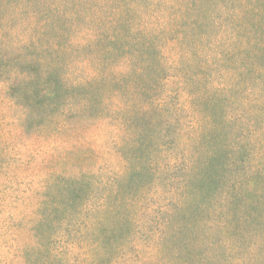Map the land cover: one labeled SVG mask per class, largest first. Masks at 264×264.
Wrapping results in <instances>:
<instances>
[{
	"label": "trees",
	"instance_id": "1",
	"mask_svg": "<svg viewBox=\"0 0 264 264\" xmlns=\"http://www.w3.org/2000/svg\"><path fill=\"white\" fill-rule=\"evenodd\" d=\"M0 84L22 130L103 126L122 163L108 176L48 174L32 223H10L21 236L6 264L264 250V185L230 169L264 139V0H0ZM11 161L1 148L7 173ZM249 223L263 230L251 246Z\"/></svg>",
	"mask_w": 264,
	"mask_h": 264
},
{
	"label": "rangeland",
	"instance_id": "2",
	"mask_svg": "<svg viewBox=\"0 0 264 264\" xmlns=\"http://www.w3.org/2000/svg\"><path fill=\"white\" fill-rule=\"evenodd\" d=\"M2 87L3 85L0 84V142H6L9 154L5 152L4 143L0 144V149L3 148L6 160L9 157L13 159L9 166L10 172L7 173L6 165L4 169L0 167V264H6L7 257H10L7 246H12L9 239L13 234L21 236L11 228L10 223L14 220H21L25 224L32 223V212L48 174H55L54 172L79 174L82 171L96 170L108 176L120 169L122 163L119 161L118 154L107 148L111 139L107 141L103 126L90 131L81 130L77 128L75 119L70 117L64 122L63 133H58L56 136L54 133L42 134L31 128L22 130L18 125L17 113L15 114L11 105L8 104ZM19 132L21 135L16 136ZM46 135L54 137H44ZM254 147L255 152H260L258 156L252 157V153L251 158L247 155V151L243 150L240 157L237 154V161L230 166L234 172L242 168L249 170V177L252 179L249 183L250 189H253L257 182L264 185V139L261 143L254 144ZM239 159L242 161L239 162ZM258 171L260 173L256 177ZM231 175L232 172L226 174L227 177ZM244 178L247 179V175H244ZM256 180L257 182H254ZM255 188L258 189L259 185L257 184ZM252 198H257L254 192ZM29 215L31 216L27 218ZM246 226L248 227L245 231L246 235L241 242L251 246V240H254L252 231L257 230V234L263 236V230L261 225L254 223ZM263 251L256 248L252 255L246 252L227 254L228 251L224 246H211L206 251L208 255L203 264H212L216 262L214 259L225 261V258L228 261L233 258L242 259L245 260V264L248 259L255 258L256 264H264L256 257ZM236 263L237 261L232 260L230 264Z\"/></svg>",
	"mask_w": 264,
	"mask_h": 264
}]
</instances>
